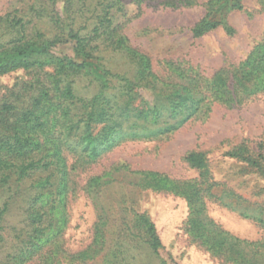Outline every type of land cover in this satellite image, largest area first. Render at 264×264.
<instances>
[{"label": "rangeland", "instance_id": "374dc122", "mask_svg": "<svg viewBox=\"0 0 264 264\" xmlns=\"http://www.w3.org/2000/svg\"><path fill=\"white\" fill-rule=\"evenodd\" d=\"M160 1L0 0V17L28 12L24 18L28 19L31 14L28 7L35 3L36 10L41 9L44 16L39 19L33 15L32 23L38 22L45 32L54 25L52 19L60 17L64 26L88 33L101 13V5L108 3L111 26L126 47L114 50L99 39L97 55L106 69L118 75V81L136 85L130 98H118L115 102L129 103L133 116L154 104L168 107L167 96L177 88H167L170 83H188L194 78L192 96L203 98L201 111L195 115L174 117L182 124L172 132L147 135L145 129L136 128L137 136L115 142L93 160L75 162V157L68 156V167L74 165L69 189L51 215L61 233L54 234L41 253L26 264H237L225 250H211L190 235L187 222L194 206L184 196L175 194L167 185L155 186L151 182L155 173L166 178L169 185L171 181L197 178L199 171L185 161L190 151L205 154L208 182L215 184L202 186V196L195 206L217 228L239 240L235 248L239 246L242 254L249 257L253 249H261L264 229L254 217L263 216L260 212L264 210V175L225 152L244 143L255 155L258 143H264V88L257 87V93L230 101L235 69L254 46L264 43V0H239L241 9H230L222 17L221 26L200 37H193L190 29L204 16L208 0H189L188 5L178 6ZM234 1L237 0L231 3ZM53 35L52 29L48 37ZM73 46V40L61 35L49 52L73 58L76 57ZM143 68L149 72L151 69L153 76L140 78ZM44 70L50 71L51 67ZM33 73L16 69L1 74L0 102L9 89L27 81ZM218 73L228 77L230 91L224 95L217 94L216 87H212V79ZM80 79L81 94L91 95L103 89L96 82L88 84L87 76ZM112 85L108 84L104 93L120 95L123 89ZM164 120L172 119L162 113L159 121ZM99 129L97 125L94 133ZM260 152L264 155V147ZM93 176L100 177L99 183L88 187ZM4 200V194L0 193V205ZM22 205L14 200L0 223L4 226L0 234L7 238V244L0 247V260L12 249L10 239L14 231L23 225ZM137 213L154 223L160 240L158 254L132 229ZM96 224L103 242L93 249ZM42 255H48L49 262L45 263Z\"/></svg>", "mask_w": 264, "mask_h": 264}, {"label": "trees", "instance_id": "16d2710c", "mask_svg": "<svg viewBox=\"0 0 264 264\" xmlns=\"http://www.w3.org/2000/svg\"><path fill=\"white\" fill-rule=\"evenodd\" d=\"M231 1L208 0L204 16L190 29L192 36L200 37L221 26L230 9L242 8L239 0L233 3ZM160 3L170 6H178L180 3L188 5L189 0H161ZM35 6L32 3L28 7L31 11L28 19H24L28 12L19 15L9 13L0 17V75L16 69L34 72L30 79L16 83L9 89L7 96L0 102V193L5 196L0 205V223L14 200L23 204V225L14 231L16 233L10 239L12 249L6 252L0 264H26L41 253L43 245L54 234L56 236L61 233L62 229H56L54 224L57 221L52 220L51 215L60 197L65 196L69 189L70 172L74 165L68 167V156L75 157V162L93 160L115 142L125 137L137 136L138 133L134 132L136 128L145 129L147 135L172 132L182 124L181 121L174 120V117L185 115L188 118L195 115L201 111L203 101L201 97L195 99L192 96L191 85L195 81L192 78L188 83L167 84V88H177L167 96L170 98L169 106L165 109L154 104L136 111L133 116L129 103L119 105L115 102L118 98H130L136 85L127 80L118 81V75L106 69L97 55L99 39L109 43L114 50L126 47L122 38H116V28L111 26L109 4L101 5L102 14L97 15L95 24L88 33L64 26L60 17L52 19L54 25L50 27V31H41L38 22L32 23V17L34 15L40 19L44 12L36 10ZM30 23L32 26L28 27L27 24ZM52 29L54 35L51 38L48 36ZM5 34L11 37L3 38ZM61 35L74 41L73 51L76 57L58 56L49 52L59 42ZM46 67H51V70H44ZM86 76L90 78L88 84L96 82L105 90L99 89L91 95L79 93V87L82 88L80 78ZM140 76L145 79L146 76H153V73L151 69L149 72L143 68ZM222 76L224 75L221 73L214 75L212 87H216L217 94L224 95L229 90V85L226 83L228 77ZM233 78L235 82L230 101L257 93V87L264 88V43L250 50L248 57L235 69ZM108 84H114V88L123 91H119L120 95L115 92L108 95L104 93ZM250 88L252 92L248 91ZM162 113H166L174 121L160 122ZM97 125H100V129L94 133ZM263 147L264 143H258L259 151L254 155L244 143H240L226 151L225 155L264 175V155L260 152ZM185 161L191 168L199 171L197 178L171 181L173 183L169 185L166 178L155 173L151 182L155 186L161 183L168 186L169 190L184 196L194 206L187 222L190 235L211 250H225L237 264H264V240L260 245L261 249H253L254 252L247 257L242 254L239 246L238 249L235 248L239 244L238 239L217 228L195 206L202 196V186H208L207 183L215 185L208 182L205 154L190 151L186 154ZM99 178L91 177L88 187L97 185ZM260 213L263 216L254 219L264 229V210ZM3 228L0 225V230ZM132 229L144 239L153 253L158 254L160 240L154 223L147 216L137 213ZM102 242L103 236L96 224L91 248L96 249ZM6 244L7 238L0 234V247ZM225 244L227 247H224ZM42 258L45 263L50 260L48 255H42Z\"/></svg>", "mask_w": 264, "mask_h": 264}]
</instances>
